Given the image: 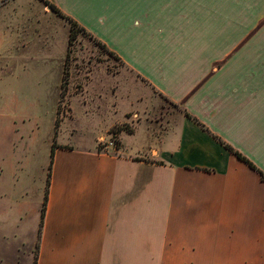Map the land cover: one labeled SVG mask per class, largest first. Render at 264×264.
<instances>
[{
	"label": "crops",
	"instance_id": "0c3cea01",
	"mask_svg": "<svg viewBox=\"0 0 264 264\" xmlns=\"http://www.w3.org/2000/svg\"><path fill=\"white\" fill-rule=\"evenodd\" d=\"M48 1L137 79L113 76L129 108L92 145L57 142L44 215L0 163V264H264V179L226 146L264 173V0Z\"/></svg>",
	"mask_w": 264,
	"mask_h": 264
},
{
	"label": "rangeland",
	"instance_id": "374dc122",
	"mask_svg": "<svg viewBox=\"0 0 264 264\" xmlns=\"http://www.w3.org/2000/svg\"><path fill=\"white\" fill-rule=\"evenodd\" d=\"M44 1L0 0V163L20 162V165L7 167L3 179L11 184L15 182L19 189L23 186L29 189L25 202L29 203L30 216L40 214L54 141L92 145L98 134L105 132L106 126L114 120L121 119L120 113L129 108L128 100L110 91V86L118 80L113 76L123 72L128 78L137 79L88 31H78L68 51L70 24L50 13ZM23 25L31 30L30 60L25 62V67L16 62L17 57H27L23 52L27 48L20 44L22 32H17ZM12 56L16 57L15 63L10 59ZM65 62L68 64L67 91L62 98ZM92 75L94 79L86 89ZM140 84L142 97H157V117L160 111L165 114L179 109L161 99L144 82ZM59 107L62 119L55 138ZM143 111L142 108L130 112L126 123L112 129L115 132L120 127L132 129L145 118ZM110 134L118 145L117 133L110 131ZM125 140L130 143L134 138L127 136ZM27 174H30L29 179Z\"/></svg>",
	"mask_w": 264,
	"mask_h": 264
},
{
	"label": "trees",
	"instance_id": "16d2710c",
	"mask_svg": "<svg viewBox=\"0 0 264 264\" xmlns=\"http://www.w3.org/2000/svg\"><path fill=\"white\" fill-rule=\"evenodd\" d=\"M46 6H49L50 9L55 12L57 15H59L60 17H62L63 19H66L69 24H70V32H69V42H68V51L70 46L73 43V40L76 38L78 31H84L86 32L87 30L82 27L77 21H75L73 18H71L70 16L66 15L65 13H63L55 4L51 3L48 0L44 1ZM98 40V39H97ZM99 41V40H98ZM99 43L102 45V47L108 49L106 47L105 44H103L102 42L99 41ZM110 53H112L113 55H115L113 52L110 51ZM116 56V55H115ZM117 57V56H116ZM118 58V57H117ZM119 59V58H118ZM67 75H68V64L67 62H65V71H64V76H63V83H62V98L65 97L66 95V91H67ZM61 110L60 107L58 108L57 111V117H56V121H55V128H56V134H55V138L57 137V130L60 126V121H61ZM189 115V114H188ZM122 129H125L123 127H120L117 132H115L113 129H111V132L116 134L119 131H121ZM128 131L132 132L133 129H127ZM119 144V141H118ZM232 152H234L242 161L246 162L250 167H252L253 169L257 170L261 176L262 179H264V173L259 170L248 158H246L245 156H243L240 152L235 151L231 146H229L228 144L226 145ZM58 147V144L56 142V140L54 141V143L52 144V150H51V164L49 166V173H48V179H47V190H46V197H45V202L43 204V208H42V215H44V211H45V207H46V202L48 199V191H49V183H50V177H51V171H52V167H53V159H54V153H55V149Z\"/></svg>",
	"mask_w": 264,
	"mask_h": 264
},
{
	"label": "built area",
	"instance_id": "2783aa9c",
	"mask_svg": "<svg viewBox=\"0 0 264 264\" xmlns=\"http://www.w3.org/2000/svg\"><path fill=\"white\" fill-rule=\"evenodd\" d=\"M111 143H114L113 141H111Z\"/></svg>",
	"mask_w": 264,
	"mask_h": 264
}]
</instances>
